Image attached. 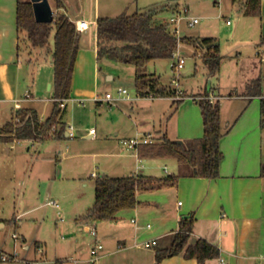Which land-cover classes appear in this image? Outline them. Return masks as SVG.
<instances>
[{
    "label": "crops",
    "instance_id": "1",
    "mask_svg": "<svg viewBox=\"0 0 264 264\" xmlns=\"http://www.w3.org/2000/svg\"><path fill=\"white\" fill-rule=\"evenodd\" d=\"M19 1L30 0H0V134L6 122L14 117L19 119L16 114L21 108H35L41 120H45L52 114L54 101H56L53 97L55 84L52 54L49 59L46 58V64L52 76L43 82L44 88L24 87L23 71L36 63L38 59L36 56L40 55L41 51L32 49L21 42L17 26ZM231 1L241 15L247 16L241 7L244 0ZM61 2L62 7L58 9L57 0H50L55 14L58 11L64 12L80 29V45L73 73L71 97L62 101L61 105L63 108L61 121L66 124L69 102L83 106L86 101L95 102L97 106L105 103V101L97 100L103 98L99 94L101 80L110 82L114 80V76L109 72L102 74L101 59L98 58L97 20L100 16L114 17L113 15L120 13L125 6L128 7L131 0H61ZM168 5L171 11L176 10L174 5ZM249 17L255 18L253 23L255 36L250 41L256 43L257 53H264V46H260L261 37L264 36V0H261L260 15ZM81 21H86L87 25L81 27ZM205 37L213 36L184 37L182 43L194 46V56L203 60V54L208 48L198 46L197 42ZM213 38L217 42V39ZM247 41L234 40L233 49L237 51V58L243 55L237 49L246 45ZM219 54L221 55L220 46ZM221 56V68L215 75L221 72L224 58H232L230 54ZM257 75V78L251 76L248 78L249 81L243 82L245 92H231L238 88L236 85L242 84L240 80L234 81L236 87L226 94L221 92L220 88L209 87V85L203 92H213L219 96L222 124L224 128L230 127L221 139L220 146L224 158L220 165V176L217 178L192 177L189 175V168L175 158H144L139 155V151L129 150L120 142L122 138L146 134L154 135L155 142L164 135L181 142L202 137L204 135L202 109L193 96L203 93L192 95L184 93L185 98L193 101L190 99L185 101L184 98L179 103H176V98L172 97H140L147 99L141 101L142 103L128 99L116 101L115 104L107 102L109 106L116 105L118 108V111L111 108L105 113L108 120L105 119L106 122L102 124L100 122L99 125V140L108 150L91 153L93 158L109 157L113 160L110 165L101 164V176L164 177L169 174H179L180 179L175 187L139 193L137 199L141 204L121 211L116 221L83 222L79 220V217L94 202L92 204L77 203L73 210L76 230L91 235L87 227L93 224L96 227L97 236L91 235L95 239L92 242L90 240V244L87 243L89 244L88 254L74 260L75 264H92L90 251L96 241H102L104 245L100 264H155L156 247H169L174 235L180 229L181 219L191 214L195 216V223L189 244L205 239L220 249L219 257L208 259L204 264H264V174L262 173L264 71L260 70ZM47 85L52 93L50 97L44 96ZM47 101L51 102V105H45L47 107L43 106L41 110L40 103ZM160 102H165V106L162 107ZM102 112L98 111L100 120L104 118ZM70 128L72 132H67L65 137H71L73 134V127ZM75 129V131H81L87 127L78 126ZM89 129L83 136L89 139L95 138L97 131L91 133L94 128ZM115 139L118 141L116 142ZM24 142L34 145L41 143L23 140L5 141L0 138V163H4L7 156L10 157L13 178L18 171L19 159H24V150H31L29 146L20 145ZM117 144H121V150ZM63 171L64 167L60 165L57 169V178H61ZM93 173L96 175H92ZM27 176L26 173L22 185L28 179ZM91 177H99V173L92 172ZM65 195L57 194V197L62 199ZM75 200L77 202L76 198ZM56 208L59 209L60 206ZM19 216L20 214L15 217V221ZM5 227L6 220L0 218V229ZM147 241L155 243L147 247L145 246ZM34 246L37 252L42 251L40 241H36ZM29 249L30 246H27L26 250ZM74 255L78 256V250L74 251ZM220 257L225 259V263L220 261ZM26 260L35 264L39 263L38 260L27 258ZM161 264H198V262L196 259L186 258L180 254L165 258Z\"/></svg>",
    "mask_w": 264,
    "mask_h": 264
},
{
    "label": "rangeland",
    "instance_id": "2",
    "mask_svg": "<svg viewBox=\"0 0 264 264\" xmlns=\"http://www.w3.org/2000/svg\"><path fill=\"white\" fill-rule=\"evenodd\" d=\"M162 4H172L176 8L174 12L167 10L160 16L161 18L178 16L182 19L181 38L200 35L213 36L220 46L221 55H232V58H224L219 74L210 75L202 58L194 56V46L181 42L178 51L179 55L184 57L185 63L179 71L172 67V64L177 62L176 57L154 60L146 66V72H154L160 76L164 86L176 89L177 85L173 80L177 77L179 89L188 95L203 93L208 85L220 88V91L225 94L236 86L238 88L231 92H245L243 82L249 81L248 78L251 76L257 78V73L260 70L264 71V62L259 60L257 53L258 47L256 43L250 41L255 36L253 25L255 18L241 15L231 0H131L128 7L124 5L125 9L121 11L122 13L113 16L130 15L137 11H146L153 5ZM192 17L200 18V22L195 26L188 24V19ZM236 39L248 40L246 45L237 49L243 54L239 58L236 55L237 51L233 49V42ZM53 43L52 35L49 48H36L41 53L36 56L38 58L36 63L23 71L24 87L36 86L43 89L45 86L43 82L51 78L52 74L46 64V58L51 57ZM100 67L102 74L109 72L114 76V80L110 82L101 80L99 94L103 97L106 92L118 97V91L125 88L133 98L132 100L140 101L139 103L147 100L138 97L134 65L104 58L100 61ZM237 80H240L242 84L235 86L234 81ZM262 86L264 89V80ZM51 95L47 85V92L45 88L44 96L50 97ZM189 99L186 97L185 101ZM122 101H127V99ZM40 105L43 110V106L46 108L45 105H51V102H42ZM160 105L165 106V102H160ZM111 108L118 111L116 105L111 107L106 101L101 106L91 101H86L85 106L69 102L65 118V134L72 132L70 128L72 126L71 137L44 140L37 145L26 142L20 144L23 147H31V150H24V159H19L18 171L14 178L10 157L7 156L5 161L1 160L4 163H0V218L6 220V227L0 229V248L9 254L17 253L18 258L0 261V264H24L26 258L38 260V264H55L57 260L62 261L63 264H75L74 260L88 254L90 240L92 242L95 238L81 230H76L73 210L77 203L92 204L94 202L95 178L91 177V173L96 172L101 176V164L110 165L113 161L109 157L93 158L91 155L93 152L108 150L99 140V125L100 122L101 124L106 122L105 119L108 120L105 113ZM99 110L103 111L104 115L101 120L98 118ZM78 126H86L87 129L75 131ZM89 128L97 131L93 139L83 136L87 130H90ZM115 141L118 140L115 139ZM120 145L117 144L121 150ZM117 148L116 150H119ZM60 165L64 167L62 179L57 178V169ZM26 173L28 179L22 185ZM57 194L66 195L60 199ZM53 199L59 204V209L48 203ZM19 214L20 216L15 221V217ZM14 234L18 236L16 241L13 238ZM36 241L41 242L42 251L37 252L34 246ZM27 246H30L29 250H26ZM75 250H78V256L74 255Z\"/></svg>",
    "mask_w": 264,
    "mask_h": 264
},
{
    "label": "trees",
    "instance_id": "3",
    "mask_svg": "<svg viewBox=\"0 0 264 264\" xmlns=\"http://www.w3.org/2000/svg\"><path fill=\"white\" fill-rule=\"evenodd\" d=\"M234 2L238 0H233ZM242 11L247 16L260 15L261 0H244ZM62 7L57 0V8ZM171 10L169 5H153L146 11L122 14L116 17L100 16L97 20L98 58L132 64L136 68L135 86L140 97L153 96L176 97V89L164 86L160 76L146 72L148 63L171 58L180 41L172 35L159 17ZM17 26L21 42L30 48H49L53 35L54 64V109L45 120H41L35 108H21L17 118H12L1 128V137L5 141L23 140L42 142L47 139L65 137L66 125L61 121L62 101L71 97V86L75 63L79 52L80 29L64 12L58 11L52 23H38L34 16L31 1H19L17 5ZM198 46L207 47L203 54L204 64L210 74L219 72L222 56L213 37L199 39ZM260 46H264V36ZM259 81V80H258ZM205 92L204 95H207ZM261 95V94H259ZM181 99H176L179 103ZM203 115L204 135L185 142L175 141L162 136L158 141L141 145L139 155L144 158H175L189 168L192 177L217 178L224 158L221 139L229 131L221 120L220 103L209 100L198 101ZM177 109V104L175 110ZM262 123H264V97L262 98ZM264 174V165L262 167ZM179 174L164 177L133 175L113 177L103 175L95 178V200L93 205L79 217L83 222L116 221L119 213L141 204L137 195L141 192L155 191L166 187H175ZM195 216L193 214L181 219L180 229L174 235L169 247H156L155 264H161L165 258L183 254L186 258L196 259L204 264L208 259L220 256V249L205 239L189 244L193 232ZM55 264H63L56 261Z\"/></svg>",
    "mask_w": 264,
    "mask_h": 264
},
{
    "label": "built area",
    "instance_id": "4",
    "mask_svg": "<svg viewBox=\"0 0 264 264\" xmlns=\"http://www.w3.org/2000/svg\"><path fill=\"white\" fill-rule=\"evenodd\" d=\"M181 18L178 16H172L170 18H163L162 22L167 26L168 31L174 35V37H176L179 41L181 39L180 37V33H181V29H180V23H181ZM200 22V18L198 17H192L188 19V24L189 26H195L196 24H198ZM229 23V21L227 22ZM87 25L86 21H81L80 22V26L81 27H85ZM181 42H179L180 44ZM179 48V45H178ZM178 48L174 51L172 57H176L177 58V62L172 64V67L179 71L181 68H183L184 63H185V59L184 57H182L181 55H179V51ZM260 60L262 62H264V53L259 52L258 53ZM174 84L177 85L176 88V99H184L185 95L184 93L179 89V80L176 77L174 80ZM138 97H140L138 95ZM29 97H27L28 99ZM149 98H155L153 96H149ZM193 98L195 100H209L211 103L217 102L219 99V96L213 92H208L207 95H199V96H193ZM122 99H128V100H132L133 98L130 97L127 89H120L118 91V97H114L113 94L107 92L105 94V96L103 98H98L97 100L100 101H106L108 103H114L116 101L122 100ZM95 130L92 129L91 133H94ZM1 134H0V138H1ZM156 140L155 136L152 134H146V135H137L131 138H123L121 139V144L129 149V150H135L138 152V149L141 145H145V144H150V143H154ZM92 175H96L95 173H93ZM49 204L55 206V207H59V204L55 201V200H50L48 202ZM87 231H89L91 233V235H93L94 237L97 236V230L95 225L93 224H89V226L87 227ZM13 238L15 239V241L18 239V236L16 234L13 235ZM155 242L153 241H147L145 242V246L150 247L151 245H153ZM104 249V245L101 241H96V243L94 244V246L91 248V256H92V264H100V259H101V254L102 251ZM18 258V254L17 253H13V254H9L7 252H5L3 249L0 248V261H9V260H15ZM220 261L222 263H225V259L220 257ZM24 264H35L32 261L29 260H24Z\"/></svg>",
    "mask_w": 264,
    "mask_h": 264
},
{
    "label": "water",
    "instance_id": "5",
    "mask_svg": "<svg viewBox=\"0 0 264 264\" xmlns=\"http://www.w3.org/2000/svg\"><path fill=\"white\" fill-rule=\"evenodd\" d=\"M33 4L35 19L38 23H52L55 17V11L50 0H30Z\"/></svg>",
    "mask_w": 264,
    "mask_h": 264
}]
</instances>
